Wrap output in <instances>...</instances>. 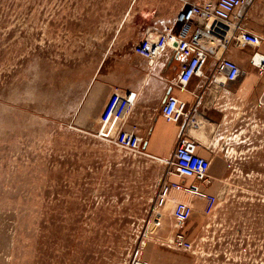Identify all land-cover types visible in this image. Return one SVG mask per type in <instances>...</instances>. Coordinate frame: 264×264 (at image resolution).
Returning a JSON list of instances; mask_svg holds the SVG:
<instances>
[{"label": "rangeland", "instance_id": "obj_1", "mask_svg": "<svg viewBox=\"0 0 264 264\" xmlns=\"http://www.w3.org/2000/svg\"><path fill=\"white\" fill-rule=\"evenodd\" d=\"M139 1L0 0V264H264V165H211V211L184 191L156 208L190 181L76 128L92 82L122 81ZM177 201L190 251L167 247Z\"/></svg>", "mask_w": 264, "mask_h": 264}, {"label": "crops", "instance_id": "obj_2", "mask_svg": "<svg viewBox=\"0 0 264 264\" xmlns=\"http://www.w3.org/2000/svg\"><path fill=\"white\" fill-rule=\"evenodd\" d=\"M184 1L190 0H140L139 10L146 14L141 37L157 35L170 27ZM257 16L264 20V0L251 1L244 15L246 28L264 36V27L256 22ZM252 51V48L236 46L226 51L225 57L235 61L242 70L235 81L227 82L216 74L217 62L209 58L203 75L192 78L184 89L173 85L179 70L177 60L169 59L166 65L159 63L150 68L144 58L132 51L113 72L122 77L121 82H92L76 110V128L96 132L109 96L114 91L134 92L136 102L129 111L127 123L137 126L138 134L144 136V149L153 159L169 160L184 132L196 141L197 154L210 160L212 184L218 181V176L211 171V165H264V102L260 100L264 95V75L259 76L250 65ZM260 51L264 53V47ZM168 94L186 104L190 119L172 122L161 115L160 108ZM202 188L209 190L208 185ZM181 192L176 190L168 202L186 200L184 195L180 196Z\"/></svg>", "mask_w": 264, "mask_h": 264}, {"label": "built area", "instance_id": "obj_3", "mask_svg": "<svg viewBox=\"0 0 264 264\" xmlns=\"http://www.w3.org/2000/svg\"><path fill=\"white\" fill-rule=\"evenodd\" d=\"M253 0H190L175 17L173 24L157 35L140 37L133 47L138 56L146 60L150 68L159 63L166 65L169 59L177 60L179 70L173 85L184 89L194 77L203 75L209 58L216 60L215 73L227 82L242 75L239 65L225 57L232 47L252 48L249 63L259 76L264 75V36L248 30L244 15ZM136 93L114 91L106 101L100 116V124L94 136L120 151L153 158L144 149V136L138 134L136 125H128V114L134 107ZM161 115L172 122L180 118L190 119L186 104L176 96L168 94L160 108ZM172 169L170 174L190 181L187 185L165 182L156 197L155 207H163L171 192L180 190L204 198L206 209L211 211L217 200L214 193L206 192L202 186L211 184L210 160L197 154V143L182 132L169 160L163 161ZM192 207L184 201L174 203L172 209L174 234L167 247L190 251L193 242L181 231L189 220ZM133 264H148L134 260Z\"/></svg>", "mask_w": 264, "mask_h": 264}]
</instances>
